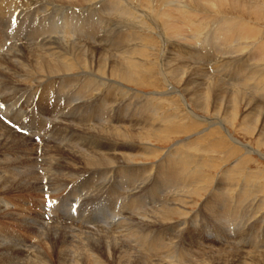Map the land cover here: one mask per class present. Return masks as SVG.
I'll list each match as a JSON object with an SVG mask.
<instances>
[{"label": "bare ground", "instance_id": "6f19581e", "mask_svg": "<svg viewBox=\"0 0 264 264\" xmlns=\"http://www.w3.org/2000/svg\"><path fill=\"white\" fill-rule=\"evenodd\" d=\"M17 1L18 0H2L3 3L0 4V76L3 78V79L0 78V116L5 121V122H3V125H0V216L3 214V211L8 207V205H10V203L7 202L8 201L7 197L9 194L14 193L13 192L15 190L14 188H16L15 192H18V191L27 192L29 190L34 191V189H36V190L39 189V192H41V190L48 188L49 190H51V192L56 193L57 188L61 187V184H60V186L57 185L58 181L59 180L60 181H67V183L69 185L67 192L65 194L62 193L57 198L55 196L52 197V198L57 199L56 203L54 202L55 204L52 203V205L48 206L49 208H47L46 206H44V204H43L44 207L42 205H40L39 201L36 202V204H35L36 208L42 209V211L45 210V208H46V213L43 216H46L47 219H49L50 221H52V219L61 217V215H67V216L72 217V218H73V216H75V217L88 216V217L96 219L93 222L87 221L88 222L87 226H90V225L94 226L96 224H101V222L103 224V222L104 223L108 222L109 219L114 220V218L120 217L119 220L121 222L119 224L116 222L118 224L116 226V228L117 229L122 228L125 230V233L124 232L121 233L122 231H120L119 233L122 234V237L126 240V242H124V245L127 243L128 246H127V250L124 249V247H121V245L119 243L124 239H121V237H119V236H113V234L107 235L105 233H99L96 235L98 230L94 229V228H96L98 226H94L93 231H89L88 230L89 227H87V229H85L86 231H84L82 233L84 235H81V236L77 235L78 233L72 234L70 232L71 229H68L65 231L66 235L64 234L62 236H58V234H57L56 238L53 237L56 234L54 231V228L50 226L51 228H53L51 230H53L54 232L52 231L53 233H50L51 236L49 235L50 238H48V239H45V237H42L43 236L42 235L41 237L44 238L45 240L43 239L44 242H42V243L39 242V243H41L40 247H42L43 245L52 246V250H54L57 253V260H56L57 263L56 264H80L81 260L86 258V257H88L89 260L86 263L82 262L83 264H89V263L91 264L92 262L94 264H129V261L131 262V259H133V261H137V260H134V258H132L133 254H136L137 252L130 251L129 248L131 249V247H134V249H135V247H136L139 250V249L143 248V244L146 247H150L151 250H153V248L157 249L156 250L157 252L152 253L151 256L148 255L149 257L147 256L148 258H146V259H148V261L153 259V258L155 259V257L158 256V257H160V259H157L156 261L160 262V264H162V263H164V264H178L177 260L179 258H182V255L180 254V253H182V250L180 249L181 251L178 252V248H176V245H175L176 243L174 244V242H173L174 236H170L168 234V232H169L170 228L171 229L176 228L180 223H182V221L179 220L180 223H178V221H177L174 225H169L167 222L171 221V220H169V215H178L179 216L180 212H183L186 204L188 203V200L190 198H192V196H196L197 198H198V196H200L198 192H199V188H200V183L202 181L201 176L199 174V171H200L199 165H200L201 160L200 161L194 160L195 158L187 159L186 158L187 155L186 156L180 155L177 157H175V155H174V157H172V155L176 152L175 151L174 153L171 152V154L173 153L172 155L171 154L168 155V158L164 161V164H158V165H153V166L151 165L152 167L148 168V167H145L146 165L144 166L142 164L143 163L142 161H140V162H142V163H140V165L142 164V166H137L136 163H134V160L137 156L138 157H144L145 153H148V152L150 153L153 151V147H152L151 143L153 144L154 142H152V140H155L159 143H163V141H162L163 139L160 140V136L158 135L159 132L157 131L158 130L157 125L155 124L156 120H155L154 113L152 111L153 109L151 110L150 113H144L139 109L140 111H138L134 114L133 113L131 114V112L134 111V110H131L132 106H126V105H123L121 103H115V100L117 98V94H115L111 98V96L108 95V94H111V92L109 91L110 93H108L106 91L107 96H109L108 99L110 98V100L104 98L105 97L104 95L106 93L103 94V97L101 94L102 93L101 90L103 89L102 86H103L104 82H110V83L114 84L116 86V88H119V90L117 92H121L122 84H129V85H133L136 87L145 86L144 82L141 79H139L138 74L140 73V71L138 70V67L135 65L136 62L134 61L135 59H139L140 57L137 58L136 55H135L136 58L134 57V54H136L137 51L136 50L134 51V48L132 47V45L134 43L131 45V40H132L133 34L131 36V34L130 35L127 33L119 34L117 32L118 37L116 36L117 38H115L116 40H118L117 42L115 39H114V41L112 40L113 37H109L107 35L108 37L106 36V39L111 43L115 42L114 45L116 44V49L113 52L106 54L105 50H107V48L109 49L110 47H108L109 46L108 44L106 46L101 44L104 42V39H103L101 34L99 36L97 34L98 33L97 30L99 28L98 25H100V24L97 25L95 22H94V24L92 22H88V23H85L83 25L84 27H82L81 25H77V24L73 23V21L69 20L68 18L63 17L60 19L58 5L61 4V2H59V0H20V4L17 3ZM38 1H41L42 4L38 3ZM63 1H70V0H63ZM79 1L80 0H73V2H75L77 4H80ZM84 1L88 4H92L90 6H92V10H95V7H93V2H92L93 0H91V1L84 0ZM96 1H98V5H100V3H101L100 6H102V7L105 6V4H103V2H102L103 0L102 1L96 0ZM113 1L107 0V3H109L110 6L111 5L116 6L115 0H113ZM130 1L131 2H129V3H132V2L136 3V0H130ZM145 1L147 3H149L150 6L156 7L155 4L148 2V0H143V3H146ZM207 1L209 2L212 0H207ZM217 1L219 3L228 1L231 3L232 9H234L236 11H241V12L243 10H245L257 19L264 15V12L262 11L264 3L261 4L262 5L261 6L260 5L261 2H259V5H260L259 6L256 4L254 5L252 3L250 4L248 2V0H247L248 3L245 2L246 0L245 1L244 0L243 1H239V0H214V2H217ZM127 2H126V4L128 5ZM159 2L163 3L165 5L164 6L165 8H162L160 10L156 9L155 10L156 13L154 10H151V11H148L146 9H144V10L150 14H155V19H158V21L159 20L161 21V18H164L162 20H165V18H166L165 24L169 23V20H171L173 14H174L173 11L178 12V13H181V11L185 12V10L188 12L189 11L194 12V10H191L189 8L187 9L185 7L186 4L192 8L199 5L194 0H181V1H179V0H160ZM31 3L34 4V7H35V5H41L40 9H39V7H35L36 9L38 8L37 11L40 10L43 13V15H42L43 17L51 18L48 21L47 25H45V29L38 30L33 35H29V33L32 32L31 31L32 28H31L30 24L26 25L24 22L21 21V19H18L15 22L11 21V19H12L11 15L16 10H20L21 6L25 7ZM181 3H184V4L180 5ZM198 3L201 4L202 2H198ZM81 4H83V3H81ZM126 4H124V5H126ZM202 4L204 5V3H202ZM202 4H201V6H202ZM207 4H209V3H207ZM210 4H214V3H210ZM62 6H63V4H62ZM130 6H132V5L130 4ZM102 7H101V9H103ZM152 7H150V8H152ZM218 7H221V5L217 6V8ZM222 7H224V5ZM86 8H87V6H86ZM88 8H90V7H88ZM201 8L199 10H201ZM204 8H206V7H204ZM112 9L114 12H116L114 10L115 8H112ZM131 9H133V8H131ZM34 10H31V11H34ZM205 10L208 11V8ZM37 11H36V13L35 12H31V13L38 14ZM171 11H172V13H171ZM195 11H198V10H195ZM214 11H213V15L215 14ZM226 11H228V10H226ZM69 12H70V10H69ZM87 12H85V13H87ZM96 12L98 13V11H96ZM122 12L124 13L125 11H122ZM198 12H200V11H198ZM233 12H235V11H233ZM71 13H73V12H71ZM102 13L104 14V12H102ZM117 13H118V11H117ZM119 13L122 14L120 12V10H119ZM134 13L136 14L138 12L134 11ZM195 13H197V12H195ZM218 13H217V15H218ZM98 14L100 15L101 13L99 12ZM200 14L201 13H199L198 16L202 15V14L201 15ZM237 14L235 16L241 17ZM68 15H71V14L69 13ZM73 15H74V13H73ZM99 15H97V16H99ZM125 15H127V14H125ZM125 15L123 14L124 17H125ZM65 16H66V13H65ZM100 16H102V15H100ZM134 16H136V15H134ZM138 16L139 15H137V17ZM196 16H194V17H196ZM220 16H222V15H220ZM229 16H231V13ZM52 17H54V19H52ZM56 17L58 19L55 20ZM91 17H92V15H91ZM203 17H204V14L202 15V17H200V20ZM227 17H228V14H226V18H224V19H227ZM148 18H150V17H148ZM210 18H212V16ZM216 18H215V20L218 19V18L217 19ZM221 18L222 17H220L219 21H222ZM234 18L236 19V17H234ZM127 19L131 20L132 22L133 21L136 22L133 19H130V18H127ZM102 20H104V15L102 16ZM188 20H186L187 21L186 24H189ZM202 20H204V19H202ZM247 20H246V23H247ZM60 22L62 23L61 27H60ZM75 22H76V20H75ZM97 22H98V20H97ZM162 22L164 23V21H162ZM192 22H194V21H192ZM195 22H196V20H195ZM224 22L229 23V21L228 22L224 21ZM113 23H115V21ZM180 23L182 24L183 22H180ZM231 23H233V22H231ZM107 24L111 25V22L108 21ZM107 24H105V25H107ZM137 24H139V22ZM141 24H143V22ZM141 24H140V26H141ZM220 24H221V22L219 23V25ZM235 24H236V22H235ZM168 25H169V28L171 27L169 29V31H171L170 33L173 37V39L171 40V41H173L172 43H175L177 46L181 42L187 40V39L182 37L181 31L179 30V28L177 26H175L171 22ZM104 26H103V28H104ZM131 26L133 27L134 25L133 24L129 25V28H131ZM195 26H197V25H195ZM42 27H43V25H42ZM145 27H146V25H145ZM83 28L86 31H84ZM163 28L166 29L167 27L166 28L163 27ZM204 28L200 29L203 34H204V32H203ZM247 28H249V26ZM60 29L61 30L64 29V30L60 31ZM109 29L107 28V30H109ZM147 29H148V27H147ZM159 29H160V27H159ZM193 30H195V29H193ZM72 31H74L75 36L82 38L81 39L82 41H83V38L86 39L83 41V43H84L83 45H87L86 49H80L81 48L80 46L76 47V44H79V42L75 43L73 41L72 37H74V36H71ZM207 31H208V29H207ZM234 31L236 34L237 33L236 29ZM254 31H256V30H254ZM51 33H53L52 34L53 36H56L54 34H57L58 38L57 39L56 38L50 39L47 37L46 39L44 38V40L41 39V41H39L41 36H44L46 34H51ZM100 33H102V32H100ZM170 33H168V35ZM182 33H184V32H182ZM199 33L200 32H198V34ZM212 33L215 34V32H212ZM219 33H220V31H219ZM253 33H255V32H253ZM138 34H139V32H138ZM159 34H160V32H159ZM161 34H162V32H161ZM187 34H189V32ZM221 34H222V31H221ZM168 35L166 34L165 37H168ZM200 35H201V33H200ZM134 36H137L136 38H139L138 35H134ZM187 36L188 35H186V37ZM223 37H224L223 39L225 41H229V40H231V38L233 36L230 34V32L226 31L224 33ZM71 38H72V40H71ZM168 38L170 39L171 37H168ZM190 38L192 39V36ZM13 40L19 41V42L20 41H22V42L26 41L27 44L26 45L23 44L20 46H16V45L10 46V44H12V42H10V41H13ZM61 40L66 43L68 48L63 47L61 44L59 45ZM89 40H91V41H89ZM120 40H121V42H120ZM163 40H165L164 42H166V39L163 38ZM193 40H194V38H193ZM209 40H210V37H209ZM251 40H252V38L250 39V41ZM78 41H80V39H78ZM129 41H130V44H129ZM140 41H141V39L139 40V42ZM189 41H191V40H189ZM189 41H187V43ZM205 41H204V43H205ZM220 41H221V39L219 40V42ZM178 42H179V44H178ZM183 43H181V44H183ZM190 43L192 45V42H190ZM195 43L196 42H194V44ZM198 43H200V42H198ZM220 43L219 44L222 45V41ZM224 43H223V45H224ZM166 44H168V43H166ZM210 44H211V42H210ZM234 44L236 45V42H234ZM256 44H258V43H256ZM17 45H19V43ZM94 45L101 46V49H100L101 51L98 52V51H94L93 49H91L92 48L91 46H94ZM173 45L174 44H171V46H173ZM217 45H215V43H214V46H217ZM255 46L256 45H254L252 47L255 48ZM131 47H132V49H131ZM180 47H181V45H180ZM249 47H250V45H249ZM257 47H259V49H256ZM166 48H168V47H166ZM213 48L217 49L216 47H213ZM256 48L255 49L258 51L257 55H259V57L260 56L262 57V55L264 56V43L261 46L257 45ZM170 49H172V48H170ZM219 49H220V47H219ZM59 50H60V52H59ZM140 50H141V48L139 49L138 52H140ZM178 50H179V48H178ZM237 50H241V49H237ZM160 51H161V48H160ZM219 51H217V53ZM1 52H3V53L1 54ZM72 52H74V53H72ZM181 52H183V51H181ZM250 52H251V50H250ZM254 52H256V51H254ZM146 53H147V51H146ZM174 53H176V52L174 51ZM217 53H216V55H217ZM144 54H145V52H144ZM163 54H165V53H163ZM172 54H173V52H172ZM188 54H190V52ZM219 54L222 55L221 53H219ZM220 55H219V57H220ZM144 57H146V56H144ZM176 57L177 58L173 57L174 59L172 58V60L170 59L171 60L170 62H167L165 64L161 63L159 66L160 67V73H158V74H160L162 77H164L168 73V75H170L171 79H173V81L177 85H180L181 81L179 78L181 77V74L183 71L182 66H183V63L185 61L183 60V58L179 59L178 56H176ZM255 57H256V55L255 56L252 55V60H254ZM68 58H71V59H68ZM141 58H143V57H141ZM143 59H145V58H143ZM182 60H183V62L181 63L180 61H182ZM260 61H262V59ZM190 64L192 65L193 62ZM197 64L198 63H194L195 66ZM201 64H202V62H201ZM191 65H190V67H191ZM76 66L81 68V70H85V71L93 70V71L98 72L102 75L101 76L99 75V77L96 76L97 78L95 80H97L99 78L97 81H91L92 79L88 78L89 80H87L85 82L86 86L82 85L83 82L78 81V85H75V86H77V88L76 89L73 88L76 92L71 95L70 94L71 92L69 91L68 88H70V86L73 87V85L76 83L73 82L74 84H72V82L69 81V79H70L69 78L70 77L69 71L70 70L72 71V69ZM195 66H194V68H195ZM188 70H189V68H188ZM201 70H202V68H201ZM201 70L198 69V71H201ZM214 72H216V71H214ZM201 73H202V71H201ZM248 73H249V69H248ZM200 77H202V75ZM74 78H77V77H74ZM110 78H113L116 80L112 81ZM84 79H87V77ZM189 79L191 80V78H189ZM197 79L192 80V81H188L184 84L186 86L185 92L188 93L189 96H191L190 100L197 107V109L202 111L203 109L206 108L205 102H206V99L208 97L207 92L209 91V94H210L211 89H213V88L209 87L210 86L209 85L207 88L203 89V92H201V90L197 87V86H200V84L197 82ZM202 80L200 79L201 83H202ZM93 82H95V83H93ZM206 84H207V82H206ZM168 86H170V85H168ZM214 87H217V85ZM62 89H65V90L68 89L66 92L61 94V95H65V93H66V98L64 99V101H65L64 105L67 104L66 105V107H67V106L72 105V103H73L75 106V111L78 112V114H80L79 115L80 118L78 116H76L77 118H75V121L82 122L84 120V122H85L88 120L89 124L88 125L84 124L86 126L80 125V132L82 134L87 135V136L84 135L85 140L81 141V139H80V141L78 142L79 138L78 139L71 138L69 141V144H68L70 146V149L67 153L64 154L65 157H63V154H60L58 156V159L55 160V163L53 162V164H51L52 163L51 157L56 156L57 153H55L54 151L43 152V150H42V152H40V150H38L36 148V146L34 145V143H36L34 141H38V145H39V143H43L46 139H49L47 136L48 131H46L45 125L49 121H50V123L56 121L54 114L59 119L62 117L63 113L58 110L60 107H62V105H60L58 103L59 99H58V95H57L58 90H62ZM131 91H132V89H131ZM219 91H220V93L224 94V90L220 89V90H217V92H216L217 96L219 95L218 94ZM235 91H237V93H233V94L231 93V96L226 100V103H227L226 107L225 108L222 107L224 110V114L227 115V116H225V115L224 116L227 117V119L229 116L231 118L230 114L233 113V112L229 113L228 110L231 111V109L234 108V107H232V105L236 104V106H239V104L241 103L240 101H242V100L245 103V107L247 109H249L251 107L249 109V111H252L251 109L253 108V106H251V99H249V97H248L249 95L245 96V97L243 96V98H242L241 92L239 90H235ZM161 93H164V92H161ZM167 93L169 94V92H167ZM69 94H70V96H69ZM88 94L91 97H95L97 100H102V101H99V103L92 104L94 107L91 106L89 103H86V102L84 103V101L88 98ZM80 95H83V96H80ZM36 96H37V98H36ZM166 96H168V95L166 94ZM42 98H45L46 101L42 102V100H41ZM223 98H224V96L220 94L219 98L216 97V102H221L223 100ZM60 99H61V97H60ZM137 99H139V98H137ZM187 100H188V98H187ZM47 101H48V103H47ZM117 102H118V100H117ZM229 102L232 103V105H230L231 108H229ZM41 103H46V108L50 109L49 114H46L43 112ZM187 104H188V102H187ZM187 104L185 103V105H187ZM144 106H146V105H144ZM157 106H155V107H157ZM206 106H208V105H206ZM152 107L153 106H151V108ZM219 107H221V105ZM38 108H40L41 110L36 112V110ZM192 108L194 109V107H192ZM215 108H216V106H215ZM146 109H148V108H146ZM158 109L159 108H157V111H158ZM234 109H237V108L235 107ZM234 109H232V110H234ZM157 111H154V112H157ZM161 115H163V114H161ZM209 118H211V117H209ZM220 118H221V116H220ZM94 119H95V124H94V122H92V121H94ZM90 120H91V122H90ZM159 120H160V118H159ZM166 120L168 121L169 119H165L164 121H166ZM189 120L191 121V118ZM161 121L162 120H160L159 122H161ZM163 123H165V122H163ZM100 124L102 126H99ZM160 124H158V125H160ZM194 124H195V121H194ZM209 124H211V123H209ZM209 124H207V125H209ZM213 124H215V122ZM213 124H211V125L214 126ZM196 125L197 124H195V126ZM68 127L70 128V126H68ZM216 127H218V126H216ZM200 128H202V126ZM220 128H222V127H220ZM187 129H191V130H189L191 132L193 130L192 128H187ZM67 130H69V129H67ZM78 130H79V126H78ZM165 130H167V128ZM156 131L158 134L155 133ZM211 132H213V131L211 130ZM165 133H167V132H165ZM171 133L173 134V131H171ZM171 133H170V135H171ZM213 133H215V132H213ZM55 135L56 134H54V136ZM79 135H81V134H79ZM212 135H214V134H212ZM261 137L264 140V129H263V132L261 134ZM166 138L167 137H165V139ZM18 139H21L24 142H29V147L24 142L19 141ZM165 139H164V141H165ZM167 139H169V138H167ZM86 140H88V142H86ZM178 144H180V143L178 142ZM191 144H192V142H191ZM194 144H196V146L199 145L197 143V141H195ZM185 145H187V144H185ZM188 145H190V144L188 143ZM43 147H44V145H43ZM179 148H183V147L178 146V148H176V149H179ZM231 148H230V150H231ZM185 149L186 148L182 149L183 150L182 153H184ZM46 150H48V149H46ZM235 150H236V148H235ZM235 150L234 151L231 150V152L232 151L235 152ZM154 151L156 152V150H154ZM158 151H160V150H158ZM180 151H181V149H180ZM187 152H188V150H187ZM176 153L178 154V152H176ZM165 154H167V153L165 152ZM233 154L231 156H233ZM149 155H151V153ZM161 155H162V153H161ZM156 157H157V155H156ZM59 158H62V159H59ZM147 158L148 157L146 156V159ZM156 160H158V159H156ZM151 161H150V163H151ZM145 162H148V161H145ZM158 162H161V161H158ZM202 162H204V161H202ZM38 164H41L42 168L37 169ZM56 167L63 168L65 170H62L63 171V173H62V171L55 169ZM44 168H47V169L45 170ZM203 168H204V166H203ZM200 169L202 170V167ZM67 170H70V171H67ZM229 172H231V171L229 170ZM231 173H233V172H231ZM258 174H259V171H258ZM229 177H231V176H229ZM229 177H226V181L229 179ZM45 178H50V179H48L49 184H47V183L44 184ZM204 179H205V177H204ZM231 179H233V178H231ZM221 180H223V179H221ZM223 181H225V180H223ZM45 182H47V181H45ZM155 182H157V183H155ZM233 182H234V179H233ZM202 183H203V181H202ZM225 183H227V182H225ZM261 183H263V180ZM148 184H149V187H146V185H148ZM190 184H193V185H190ZM222 184H220V185H222ZM229 184L230 183H228V185ZM228 185L226 184V186H227L226 188L229 190H231V187L234 186V185H232V183L230 186H228ZM237 185L239 186V184H237ZM214 186H216V185H214ZM217 186H219V185H217ZM240 186H242V185H240ZM244 187L246 188V186H244ZM252 187H250V189ZM226 188L224 190H220V189L216 190L215 194L212 195L213 199H215L214 201H215L216 205H219V203L221 202L220 201L221 196L223 195V191L227 190ZM242 188H241V190H242ZM235 189H236V187H235ZM241 190H240V193L242 192ZM245 190L247 191L249 189H245ZM227 192H230V191H227ZM243 192H245V191H243ZM252 192L255 193V191L253 189H252ZM240 193H239V195H240ZM14 194H16V193H14ZM236 194L237 193H235V195ZM206 195H207V193H206ZM239 195H238V197H242ZM242 195H243V193H242ZM227 196H230V194ZM230 198H232V197H230ZM252 198H254V196ZM238 201H239V199H238ZM241 201H239L240 206H242L241 204H243ZM167 203H171V204H167ZM221 203H223V202H221ZM149 204H152L153 206H149ZM253 204H254V202H253ZM155 205H159L160 209L155 211L156 213H153L154 209L152 207H156ZM195 205L196 204H194V206ZM75 206H78V210L71 213V211H74ZM243 206H244V204H243ZM246 206H248V205H246ZM146 207H148V208H146ZM213 208L214 207H212V205H209V207H206V210H208L210 216L211 215L213 216V214H215L217 212L219 214L224 213L223 212L224 210L222 209L223 207H221V208L217 207L215 210H213ZM52 209H54V211ZM140 209H145V210L147 209L149 211V214H148L149 216H150V213L152 212L153 216L151 215L152 217H150L152 221L146 220L145 219L146 212H144L145 210H141L139 213ZM15 214H16V212H15ZM56 214L58 216H56ZM36 215L38 216V218H35ZM36 215L34 217L23 216V219L28 218L30 221V225H36L37 228H39L42 224L40 222V219H42V213H40V211H39ZM17 216H18V214H17ZM92 216H94V217H92ZM130 216H134L138 219V221L135 223L134 227L133 226L129 227L130 224L127 223L128 217H130ZM184 216H186V215H184ZM195 216H197V215H195ZM96 217H98V218H96ZM2 218H4V216ZM2 218L0 217V219H2ZM136 218H134V219H136ZM179 218H180V216H179ZM132 219H133V217H132ZM188 219H189V217H188ZM167 220H169V221H167ZM172 221H174V220H172ZM78 222H80V221H78ZM83 222H85V221H83V219H82V223ZM129 222H131V221H129ZM191 222H194V221H191ZM248 222H250V221L248 220ZM116 223H115V225H116ZM234 223H231V224L233 225ZM221 224H222V222H221ZM221 224H220V226H221ZM193 225H195V224H193ZM54 226H56V225H54ZM226 227H228L227 224H226ZM48 228L49 227L47 226V229ZM183 228L184 227H182V229ZM251 228H252V226H251ZM44 229H43V231H44ZM179 229H181V228H179ZM226 229H228V228H226ZM49 230L50 229H48V231ZM48 231H44V232L46 233ZM45 233H44V235H45ZM149 233L151 235L148 236ZM116 234H117V231L115 230L114 235H116ZM181 234H183V233H181ZM147 236H148V240H146ZM2 238L3 237L1 236V238H0V240H1L0 241V255H1L0 264H26L25 261L23 259H21L22 256H19V254L20 253H22V254L26 253L27 254L26 258H28L29 254H32V256H33L34 253L39 249V246L36 248V247H33L31 244L29 246H25L23 242H20L22 240L21 239L19 240L18 237H17V239L15 238L16 240H13V242H10V241L6 242L5 238H4L5 241H3ZM220 238H222V237H220ZM65 239H69V240H65ZM98 239H101L100 243H99ZM145 240H146V242H145ZM224 240H225V238H224ZM66 242H72V243H70L69 245H65ZM262 243H264V242H262ZM58 244H59V246H58ZM207 244H209V243H207ZM56 246H57V248L59 247L58 250H55ZM263 246L264 245L262 244L258 250L263 248ZM200 247H199V249H200ZM14 248H16L17 250H15ZM223 248H224V246H223ZM134 249L132 248V250H134ZM14 250L16 251V253L14 252ZM140 251L143 252V249ZM183 251H185V250H183ZM186 251H187V249H186ZM203 251H205V250H203ZM213 251H215V250L213 249ZM221 251H223V250H221ZM263 251H264V248H263ZM195 253H197V251L196 252H190L189 251L186 254L184 253V256H183L184 262H186L188 264H194V262L197 260L196 259L193 262V259H192L193 255ZM199 253H202V252H199ZM211 256H212V254H211ZM255 256H257V254ZM260 256H262V255H260ZM263 256H264V254H263ZM138 258H139V256H138ZM174 258H178V259H174ZM50 259H51V255H49V258L44 263H42V262L33 263V262H31L30 259H28L29 263H27V264H49V263H51L49 261ZM200 259H201V257H200ZM209 259H208V262H209ZM225 259H226V257H225ZM142 260L144 261V259H142ZM211 260H212V258H211ZM138 261H140V260H138ZM251 261H253V260H251ZM204 262H205V260H204ZM255 262H257V261H255ZM132 263H134V262H132ZM186 263H184V264H186ZM243 263H245V262L243 261ZM141 264H159V263H149V262L145 263V262H143ZM253 264H254V262H253Z\"/></svg>", "mask_w": 264, "mask_h": 264}, {"label": "rangeland", "instance_id": "374dc122", "mask_svg": "<svg viewBox=\"0 0 264 264\" xmlns=\"http://www.w3.org/2000/svg\"><path fill=\"white\" fill-rule=\"evenodd\" d=\"M89 1H91V0H89ZM99 1H102V0H99ZM127 1L128 0H123V1L122 0H115L116 6L111 5L112 6L111 7L110 4L107 3V0H103L102 2H103V4H105V6L102 7V6H100L101 3H100V5H98V1L93 0L92 2H93V7H95V10H92V6H90L92 4H88L84 0H80L79 1L80 4H77V3L73 2V0H70V1L59 0V2H61V4L58 5L59 14H60L59 16H60V19L63 18V17L68 18L69 20L73 21V23H75L77 25H81L82 27H84L83 25L85 23H88V22H92L93 24L95 22L97 25L100 24V25H98L99 28L97 30V32H98L97 34H98V36L101 34L103 39H104V42H105V43L103 42L101 44H103L105 46L108 44L109 45L108 47H110L109 49L107 48V50H105L106 54H109V53L113 52L116 49V44L114 45L115 42L111 43V42H109L106 39L107 35L109 37H113L112 40L114 41V39L118 37V33L119 34L127 33L129 35L131 34V36L133 34V36H132V40L133 41L131 40V45L134 43L132 45V47L134 48V51L135 50L137 51L136 54H134V57L135 58H136V56H137V58L140 57L139 59H135L134 61L136 62L135 65L138 67V70L140 71V73L138 74L139 79H141L144 82L145 86L136 87V86L129 85V84H122L121 88L123 90L121 89V92H117L119 90V88H116V86L114 84H112L110 82H104L103 86H102L103 89L101 90L102 91L101 94H102V97H103V94L106 93L104 95L105 99H108L109 96H111V98H112L115 94H117V98L115 100V103H121V104L126 105V106H132L131 110H134V111H132L131 114L132 113L134 114V113H136V112H138L140 110L142 112H144V113H150L151 110L153 109L152 111L154 113L155 120H156L155 124L157 125V129H158L157 131L159 132V134L157 133V131L155 133L160 136V140L163 139L162 140L163 143H159V142H157L155 140H152V142H154V143L153 144L151 143V145L153 147V151L150 152L151 155H149L150 153L148 152V153L144 154V157H138L137 156L135 158L136 161L134 160V163H136L137 166H142V164L144 166L146 165L145 167H148V168L152 167L153 165L164 164V161L168 158V155L171 154V152L174 153L175 151L178 152V154L176 152L174 154L172 153L173 154V155L171 154L172 157H174V155H175V157L180 156V155H185V156L187 155L188 156V157L186 156L187 159L195 158L194 160H199V161L201 160L200 161V165H199V170H200L199 174L201 176V179H202L203 183H202V181H201L202 184L200 183V188H199V192H198L199 195H200V196H198L199 199L196 196H192V198H190L188 200V203L186 204L183 212H180V215H179L180 218H179L178 215H169V220H171V221L167 220V221H169V222H167L169 225H174L177 221H178V223H180V221H182V223H180L176 228H173V229L170 228L169 232H168V234L170 236H174V241L173 242H174V244L176 243L175 245H176V248H178V252L182 250V253H180L182 255V258H179V259L178 258H174V259H178L177 260L178 264H184V263H186V262H184V259H183L184 253L186 254L189 251L190 252H196L197 251V253H195L193 255V257L195 256L196 258L192 257L193 262L197 259L194 262V264L195 263L196 264H253V262H254V264H264V259H263L264 258V256H263V254H264V251H263L264 246H263V248L258 250L259 247L262 244L264 245V243H262V242H264V140L261 137V134H262L263 129H264V125H263L264 124V120H263L264 119V60H263L264 58L263 57L264 56L262 55V57L261 56L259 57V55H257L258 51L256 50V49H259V47L256 48L257 45L261 46L264 43V15L262 17H260L261 19L260 18L257 19V18H255L254 16H252L251 14H249L245 10H243L244 12L243 11L242 12L241 11H236V10L232 9L231 3L228 2V1H227L228 3L227 2L219 3L218 1H217L218 2L217 3V2H214V0L209 1V2L207 0H194V1L197 2V4H199L198 6H195L194 8L189 7L187 4L185 6L187 9L189 8L191 10H194V12L193 11H189L188 12V11L185 10V12L181 11V13H178V12L173 11L174 14H173L171 20H169V23L171 22V23H173L175 26H177L179 28V30L181 31L182 37L187 39L186 41H183L184 43L181 42L184 45L181 44V43L179 44V42H180L179 41L178 42L179 45L176 46V44L172 43L173 41H171L173 39V37H172V35L170 33L171 31H169V29L171 27L169 28V25H168L169 23H166L168 26L165 24L166 18H165V20H162L164 18H161V21L160 20L158 21V19H155V14H150V13H148V12H146L144 10V9H146L148 11H151V10L155 11L156 9L160 10L162 8H165L164 7L165 5L163 3L159 2L160 0H148V2H150L152 4H155L156 7L150 6V4L147 3L146 1H145L146 3H143V0H136V3H134V2L129 3V2H131L130 0L128 2ZM179 1H181V0H179ZM239 1H243V0H239ZM126 2L128 3L129 6L126 4ZM198 2H202V3H204V5L201 3L202 4V6H201V4L198 3ZM245 2L246 3L249 2L250 4L252 3L254 5L255 4L259 5V2H261L260 3V5H261V4L264 3V0H252V1L248 0V2L246 0ZM2 3H3L2 0H0V4H2ZM17 3L20 4V0H18ZM38 3L42 4L41 1H38ZM81 3H83V4H81ZM207 3H209V4H207ZM210 3H214V4H210ZM31 4H29V5L25 6V7L21 6L20 10H16L11 15V18H12L11 21L12 22H15L18 19H21V21L24 22L26 25L27 24L31 25V28H32L31 31L32 32L29 33V35L35 34L38 30L45 29V25H47L48 21L51 19V18L43 17L42 16L43 13L40 10L37 11L38 8L36 9L35 7H39V9H40L41 5H35V7H34V4H32V5ZM62 4H63V6H62ZM124 4H126V5H124ZM130 4L132 6H130ZM183 4L184 3H181L180 5H183ZM220 5H221V7L217 8V6H220ZM223 5H224V7H222ZM86 6H87V8L88 7H90V8L87 9ZM149 6L152 7V8H150ZM101 7L103 9H101ZM204 7H206V8H204ZM112 8H115L114 10L116 12H114ZM131 8H133V9H131ZM200 8H201V10H199ZM207 8H208V11L205 10ZM68 9L70 10V12H69ZM31 10H34V11H31ZM119 10H120V12L122 14L119 13ZM121 10L125 11V12L123 13ZM133 10L135 12H138V13L135 14ZM195 10H198L200 12L195 11ZM226 10H228L229 12L226 11ZM36 11H37L38 14L31 13V12H35L36 13ZM96 11H98V13L100 12L101 13L100 15H102V16L104 15V20H102V16H100ZM117 11H118V13H117ZM213 11L215 13L214 14L215 16L213 15ZM233 11H235V12H233ZM262 11L264 12V4H263V10ZM71 12H73L75 16ZM85 12H87L88 14L85 13ZM102 12H104V14ZM195 12H197V13H195ZM65 13H66V16H65ZM69 13L71 15H68ZM155 13H156V11H155ZM171 13H172V11H171ZM199 13H201L202 15L204 14V17L202 18L204 20H202V19L200 20V17H202V15L200 14L201 16H198ZM217 13H218L219 16L217 15ZM230 13H231V16H229ZM90 14L92 15V17H91ZM123 14L124 15L127 14V15H125V17H124ZM226 14H228V17H227V19H224V18H226ZM236 14L241 16V17L235 16ZM97 15H99L100 17L97 16ZM134 15H136V16H134ZM137 15H139V16L137 17ZM220 15H222V16H220ZM194 16H196V17H194ZM211 16H212V18H210ZM233 16L236 17V19ZM148 17H150V18H148ZM220 17H222L221 18L222 21H219ZM127 18L133 19L136 22H134V21L132 22L131 20H129ZM215 18L217 20H215ZM52 19H54V17H52ZM56 19H58V18L56 17L55 20ZM74 19L76 20V22H75ZM97 20H98L99 23L97 22ZM186 20L189 21V24H186V22H187ZM195 20H196V22H195ZM246 20H247V23H246ZM108 21L111 22V25H109L110 23L107 24ZM114 21H115V23H113ZM162 21H164V23ZM192 21H194V22H192ZM224 21H227V22L229 21V23H225ZM138 22H139V24H137ZM142 22H143V24H141ZM180 22H183V23L181 24ZM220 22H221L222 25L221 24L219 25ZM231 22H233V23H231ZM235 22H236V24H235ZM105 24H107V25H105ZM132 24L134 25L133 26L134 28L132 26H131V28H129V25H132ZM140 24H141V26H140ZM42 25H43V27H42ZM61 25H62V23L60 22V27H61ZM145 25H146V27H145ZM195 25H197L198 27L195 26ZM103 26H104V28H103ZM248 26H249V28H247ZM147 27H148L149 30L147 29ZM159 27H160V29H159ZM163 27H165V28L167 27L168 29L167 28L164 29ZM107 28L108 29L110 28V29L107 30ZM202 28H204L203 29L204 30L203 31L204 34L200 30ZM193 29H195V30H193ZM207 29H208V31H207ZM235 29H236V32H237L236 34H235V31H234ZM62 30H64V29H62ZM62 30L60 29V31H62ZM254 30H256V31H254ZM84 31H86V30L84 29ZM99 31L102 32V33H100ZM197 31L200 32L202 36L200 35V33L198 34ZM219 31H220V33H219ZM221 31H222V34H221ZM226 31L230 32V34L233 36L231 38V40H229V41H225L223 39L224 38L223 35H224V33ZM138 32H139V34H138ZM159 32H160V34H159ZM161 32H162V34H161ZM182 32H184V33H182ZM188 32H189L190 35L187 34ZM212 32H215V34L212 33ZM253 32H255V33H253ZM165 33L167 35H168V33H170L169 34L170 36L168 35V37H171V38L169 39L168 37H165L166 36ZM52 34L53 33L41 36L39 41H41V39L44 40V38L46 39L47 37L50 38V39H55V38L57 39L58 38L57 34H54L56 36H53ZM71 34H72L71 36H74V37H72L73 41L75 43L79 42V44H76V47L80 46L81 47L80 49H86L87 48V45H83L84 44L83 41L86 40L85 38H83V41H82L81 40L82 38L75 36L74 31H72ZM134 35H138L139 38H136L137 36H134ZM186 35H188L187 36L188 38L186 37ZM191 36H192V39L190 38ZM209 37H210L211 41L209 40ZM72 38H71V40H72ZM163 38L166 39V42H164L165 40H163ZM193 38H194V40H193ZM219 38L222 41V45H220L221 41L219 42V40H220ZM251 38H252V40L250 41ZM78 39H80V41H78ZM140 39H141V41L139 42ZM189 40H191V41H189ZM203 40L204 41L206 40L205 43H204ZM89 41H91V40H89ZM117 41L118 40H116V42ZM187 41H189V42L187 43ZM10 42H12V44H10V46L11 45L20 46V45H23V44L24 45L27 44L26 41H23L24 43L22 41L19 42V41H15V40L10 41ZM120 42H121V40H120ZM190 42H192V45H191ZM194 42H196V43L194 44ZM198 42H200V43H198ZM210 42H211V44H210ZM213 42L215 43V45H217V44L218 45L214 46ZM234 42H236V45L234 44ZM18 43H19V45H17ZM166 43H168V44H166ZM223 43H224V45H223ZM256 43H258V44H256ZM60 44L63 47H67L66 43L63 42L62 40L60 41L59 45ZM129 44H130V41H129ZM171 44H174V45L171 46ZM248 44L250 45V47H249ZM180 45H181V47H180ZM254 45H256L255 46L256 49L254 47H252ZM94 46H91L92 47L91 49H93L94 51H98V52L101 51L100 50L101 46H96V45H94ZM196 46L197 47L199 46V47L197 48ZM132 47H131V49H132ZM159 47L161 48V51H160ZM166 47H168V48H166ZM213 47H216L217 49H215ZM219 47H220V49H219ZM140 48H141V50H140V52H138ZM170 48H172V49H170ZM178 48H179V50H178ZM236 48L237 49H241V50H237ZM252 49L253 50L255 49L254 51H256V52H254ZM173 50L176 53H174ZM250 50H251V52H250ZM146 51H147V53H146ZM181 51H183L184 53L181 52ZM217 51H219V52L217 53ZM59 52H60V50H59ZM144 52H145V54H144ZM172 52H173V54H172ZM189 52H190V54H188ZM2 53L3 52H1V54ZM72 53H74V52H72ZM163 53H165V54H163ZM216 53H217V55H216ZM219 53H221L222 55H220ZM219 55H220V57H219ZM252 55L253 56L256 55L254 60H252ZM144 56H146V57H144ZM176 56H178L179 59L183 58V60L186 62V63L184 62L185 64L183 63V66H182V70L183 71H182L181 77L179 78L180 81H181L180 85H177L173 81V79H171V77H170V75H168V73L164 77H162L160 74H158V73H160V67H159L160 64L161 63L165 64L167 62H170L173 57L177 58ZM141 57L145 58L146 60L141 58ZM260 58L262 59V61H260L261 60ZM68 59H71V58H68ZM183 60L180 61V62L182 63ZM192 62H193V64H192L193 66L190 64ZM201 62H202V64H201ZM194 63H198V64L195 66ZM189 64L191 65V67H190ZM194 66H195V68H194ZM188 68H189V70H188ZM201 68H202V70H201ZM198 69L201 70L203 74L201 73V71H198ZM248 69H249V73H248ZM214 71H216V72H214ZM69 73H70V75H69L70 77L69 76L68 77L71 79L70 80L68 78L69 81H71L72 84L76 83V84L73 85V87L70 86V88H68L69 91L71 92L70 93L71 95L76 92L74 89L77 88V86H75V85H78V81L83 82L82 85L86 86L85 82L87 80L92 79L91 81H97L99 78L97 80H95V79L97 77H99V75L100 76L102 75V74H100L98 72H95L93 70H90V71L81 70V68H79L77 66L74 67L72 69V71L70 70ZM201 75H202V77H200ZM74 77H77V78H74ZM86 77H87V79H84ZM0 78H2V77L0 76ZM189 78H191V80ZM110 79L112 81L116 80V79H113V78H110ZM195 79H197V82L200 84V86H197V85L196 86L201 90V92H203V89L207 88L209 85H210L209 87L213 88V89H211L210 94H209V91L207 92L208 97H207L205 103L208 106L205 105L206 108L203 109L202 111L197 109V107L190 100L191 96H189L188 93L185 92V87L186 86L184 84L186 82H188V81H192V80H195ZM200 79L201 80L203 79L202 83L200 82ZM206 82H207L208 85L206 84ZM93 83H95V82H93ZM168 85H170V86H168ZM216 85H217V87H214ZM130 88L132 89V91H131ZM68 89H66V90L65 89L58 90V92H57L58 99L60 101V102L58 101V103L60 105H62V107H63V108L60 107L58 110L63 113V115H62L63 118L61 117L59 119L54 114V117L56 118V121L52 122V123H50V121H49L45 125L46 131H48L47 136H48L49 139H46L45 141L43 140L44 142L43 143H39V145H38V141H34V142H36V143H34V145L36 146V148L38 150H40V152H42V150H43V152L54 151L55 153H57L56 156L51 157L52 158L51 159V162H52L51 164H53V162L55 163V160L58 159V156L60 154H63V157H65L64 154L67 153L69 151V149H70V146L68 144H69V141H70L71 138H73V139H78L79 138V140H78V142H79L80 139H81V141L85 140V136H87V135L82 134L80 132V125H82V126L84 124L88 125L89 121L88 120L85 121L86 123L84 122V120L82 122L75 121V118H77L76 116L79 117L80 114H78V112L75 111L74 104L72 103V105L67 106V107H66L67 104L64 105V102H65L64 99L66 98V93H65V95H61V94L66 92ZM220 89L224 90V94L220 93V91H219L218 92L219 95L217 96L216 92H217V90H220ZM235 90H239L241 92L242 98H243V96L245 97V96L249 95L248 97H249V99H251V106H253V108L251 109L252 111H249V109L251 107L249 109H247L245 107V103L243 102V100L240 101L241 103L239 104V106H236V104L232 105V103L229 102V108H231L230 105H232V107H234V108L236 107L237 109L232 108L234 110H232V109H231V111L228 110L229 113H231V112H233V113L230 114L231 118L229 116L228 119H227V117H225L227 115L224 114L223 108L226 107V104H227L226 100L231 96V93L232 94L233 93H237V91H235ZM106 91L108 93L111 92V94H108L109 96H107V92ZM161 92H164V93H161ZM167 92H169V94ZM70 94H69V96H70ZM166 94L168 96H166ZM220 94L223 95L224 98H223V100L221 102H216V97L219 98ZM80 96H83V95H80ZM89 96L90 95L88 94V98L84 101V103L85 102L89 103L91 106H93L92 104H94V103H99V101H102V100H97L95 97H91V96L89 97ZM60 97H61V99H60ZM36 98H37V96H36ZM137 98H139V99H137ZM187 98H188V100H187ZM41 100H42V102L46 101L45 98H42ZM108 100H110V98ZM117 100H118V102H117ZM187 102H188V104H187ZM47 103H48V101H47ZM185 103L188 106L185 105ZM41 105H42L43 112L46 113V114H49L50 113V109L46 108V103H41ZM144 105H146V106H144ZM218 105L219 106L221 105V107H219ZM151 106H153V107L151 108ZM155 106H157V107H155ZM215 106H216V108H215ZM192 107H194V109ZM146 108H148V109H146ZM157 108H159L158 111H157ZM39 110H41V109L38 108L36 110V112H38ZM154 111H157V112H154ZM161 114H163V115H161ZM220 116H221V118H220ZM189 117L191 118V121L189 120L190 119ZM209 117H211L214 121L211 118H209ZM159 118H160V120H162L165 123H163L162 121H161L162 123L159 122L160 121ZM164 118L165 119H169V120L168 121L166 120L167 121L166 122V121H164L165 120ZM194 121H195V124H197L196 126L194 124ZM3 122H5V121L0 116V125H3ZM90 122H91V120H90ZM92 122H94V124H95V119ZM214 122H215V124H213ZM209 123L213 124L214 126H212ZM158 124H160L161 126L158 125ZM207 124H209V125H207ZM86 125H84V126H86ZM200 125L202 126V128H200L201 127ZM68 126H70V128ZM78 126H79V130H78ZM99 126H102V125L100 124ZM216 126H218L219 128L216 127ZM220 127H222V128H220ZM166 128H167V130H165ZM187 128H192L193 129L192 132L189 131L191 129H187ZM67 129H69V130H67ZM211 130L213 132H215V133L211 132ZM171 131H173V134L171 133ZM165 132H167V133H165ZM170 133H171V135H170ZM54 134H56V135L54 136ZM79 134H81V135H79ZM212 134H214V135H212ZM165 137L169 138L170 140L167 139V138L165 139ZM164 139H165V141H164ZM18 140L24 142L21 139H18ZM195 141H197V143L200 146L199 145L196 146V144H194ZM86 142H88V140H86ZM178 142L180 144H178ZM191 142H192V144H191ZM24 143L29 147V142H24ZM188 143L190 145H188ZM185 144H187V145H185ZM43 145H44V147H43ZM178 146L179 147H183V148L176 149V148H178ZM184 148H186V149L184 150V153H182L183 152L182 149H184ZM230 148L233 151L236 148L235 152H233V151L231 152ZM46 149H48V150H46ZM180 149H181V151H180ZM154 150H156V152ZM158 150H160V151H158ZM187 150H188V152H187ZM165 152L167 154H165ZM161 153H162V155H161ZM232 154H233V156H231ZM156 155H157V157H156ZM146 156L148 157L147 159H146ZM59 159H62V158H59ZM156 159H158V160H156ZM140 161H142L143 163L140 162ZM145 161H148V162H145ZM150 161H151V163H150ZM158 161H161V162H158ZM202 161H204V162H202ZM140 163H142V164L140 165ZM203 166H204V168H203ZM201 167H202V170L200 169ZM39 168H42L41 164L37 165V169H39ZM44 169L46 170L47 168H44ZM55 169H57L59 171L65 170L63 168H58V167H56ZM229 170L231 172H233L234 174L229 172ZM67 171H70V170H67ZM258 171H259V174H258ZM62 173H63V171H62ZM228 175L231 176V177H229ZM204 177H205V179H204ZM226 177H229V179L227 181H226ZM231 178L234 179V182H233V179H231ZM48 179H50V178H45L44 179V184H46V183L49 184ZM221 179H223L225 181H223ZM262 180H263V183H261ZM45 181H47V182H45ZM220 181L221 182L223 181L222 182L223 184ZM225 182H227V183H225ZM155 183H157V182H155ZM228 183H230V184L228 185ZM231 183L234 186L231 187V190H229V189L226 188L227 187L226 184L228 186H230ZM60 184H61V187L57 188L56 193L51 192V190H49L48 188H46L44 190H41V192H39V189H37V190L34 189V191L29 190L27 192H25V191L24 192H22V191L21 192L20 191L15 192L16 188H14L15 190L13 192L16 193V194L11 193L7 197L8 201L7 200L6 201L9 202L10 205H8V207L3 211V214L0 216L1 218L4 216V218L0 219V230H1L0 231V238L2 236L3 237L2 238L3 241L6 240V242L7 241L13 242V240H16L17 237H18L19 240L20 239L22 240L20 242H23L25 246H29L30 244L33 247H36V248L39 246V249L34 253L33 256H32V254H29L28 258H26V256H27L26 253H24V254L20 253L19 254V256H22L21 259H23L26 264L29 263L28 259H30L31 262H33V263H37V262L44 263L49 258V255H51V259L49 260L51 263H49V264H56L57 263V261H56L57 260V253L54 250H52V246L43 245L42 247H40V244L42 242H44L45 239L50 238L49 237V235L51 236L50 233H53L54 231L56 233L54 236L52 235L54 238H56L57 234H58V236H62L64 234L66 235L65 231L68 230V229H71L70 232L72 234H77L78 233L77 235L81 236V235H84L82 233L84 231H86L85 229H87V227H89V229H88L89 231H93L94 229L98 230L96 235L99 234V233H105L107 235L108 234H110V235L113 234V236H119V237H121V239H124L122 237V234H120L119 232L122 231L121 233H123V232L125 233V230L122 229V228H120V229L116 228V226L121 222L119 220L120 217L114 218V220L113 219L112 220L109 219L108 222H106V223L103 222V224H102V222H101V224H96L94 226H98V227L94 228V226H92V225L87 226V224H88L87 221L93 222L96 219L88 217V216H82V217L73 216V218H72V217H69L67 215H61V217L52 219V221L47 219L46 216H43L46 213V208L43 211H42V209L36 208V206H35L36 202L39 201L40 205L43 206V204H44V206H46L47 208H49L48 206H51L52 203H54V202L56 203V201H57L56 198L59 195H61L62 193L65 194L67 192V190H68V187H69L67 181H60L59 180L57 185L60 186ZM220 184H222V185H220ZM237 184H239V186ZM190 185H193V184H190ZM214 185H216V186H214ZM217 185H219V186H217ZM240 185H242V186H240ZM244 186H246V188ZM146 187H149V184L146 185ZM235 187H236V189H235ZM250 187H252V188L250 189ZM225 188L227 190L223 191V195L221 196V199H220V201L223 202V203H221L219 201L220 202L219 205H216L215 201H214L215 199H213L212 195L215 194L216 190H219V189L220 190H224ZM241 188H242V190H241ZM245 189H249L250 191L249 190L246 191ZM252 189L255 191V193L252 192ZM240 190L242 191L241 193H240ZM227 191H230V192H227ZM243 191H245V192H243ZM206 193H207V195H206ZM235 193H237V194L235 195ZM239 193H240V195H239ZM242 193H243L244 196L242 195ZM229 194H230V196H227ZM238 195L242 196V197H238ZM53 196H55L56 198H52ZM253 196H254V198H252ZM230 197H232V198H230ZM238 199H239V201H241L243 199L241 202L244 204V206H243V204H241L242 206L239 205ZM252 201L254 202V204H253ZM167 204H171V203H167ZM194 204H196V205L194 206ZM245 204L248 205V206H246ZM209 205H212V207H214L213 210H215L217 207H219V208L223 207L222 209L224 210L223 211L224 213L219 214L217 212V213L213 214V216L212 215L210 216L208 210H206V207H209ZM149 206H153V205L149 204ZM155 206L156 207H152L154 209L153 213H156L155 211L160 209L159 205H155ZM146 208H148V207H146ZM52 210L54 211V209H52ZM76 210H78V206H75L74 207V211H71V213L75 212ZM141 210H145V209H140L139 213H140ZM39 211H40V213H42V219H40V222L42 224H41V226L39 228H37L36 225H30V221H29L28 218H24L23 219V216L34 217ZM15 212H16V214H15ZM144 212H146L145 219L146 220H151L150 217L153 216L152 212L150 213V216L148 215L149 211L147 209ZM17 214H18V216H17ZM184 215H186L187 217L184 216ZM195 215H197V216H195ZM56 216H58V215L56 214ZM92 217H94V216H92ZM132 217H133V219H132ZM188 217H189V219H188ZM35 218H38V216L36 215ZM96 218H98V217H96ZM134 218H136V217H134V216L128 217L127 223L130 224L129 227H132V226L134 227L135 223L138 221L137 218L136 219H134ZM82 219H83V221H85V222H83L84 224L82 223ZM172 220H174V221H172ZM248 220L250 222H248ZM78 221H80V222H78ZM129 221H131V222H129ZM191 221H194V222H191ZM221 222H222V224H221ZM115 223H116V225H115ZM231 223H234V224L232 225ZM193 224H195V225H193ZM220 224H221V226H220ZM226 224H227L228 227H226ZM54 225H56L57 227L54 226ZM47 226L49 227L48 229H50L49 231L47 229ZM50 226L54 228V231L51 230L53 228H51ZM251 226H252L253 229L251 228ZM182 227H184V228L182 229ZM179 228H181V229H179ZM226 228H228V229H226ZM43 229H44V231H48V232H46L47 234L43 231ZM115 230L117 231L116 235H114ZM44 233H45V235H44ZM181 233H183V234H181ZM149 235H151V234L149 233L148 236ZM41 236L45 237V239L42 238ZM148 236H147L146 240H148ZM220 237H222V238H220ZM4 238H5V240H4ZM224 238H225V240H224ZM65 240H69V239H65ZM146 240H145V242H146ZM98 241L100 243L101 239H98ZM39 242H41V243H39ZM124 242H126L125 239L122 240L119 244L121 245V247H124V249L127 250V246L128 245H127V243L124 245ZM70 243H72V242H66L65 245H69ZM207 243H209V244H207ZM58 246H59V244H58ZM223 246H224V248H223ZM199 247H200V249H199ZM58 248L56 246L55 250H58ZM132 248L134 249V247H131V249L129 248V250L137 252L136 253L137 255L133 254L132 258H134V260H137V261H133V259H131V262L129 261V264L130 263L131 264H139V263L141 264L143 262H145V263H147V262H149V263H159L160 264V262L156 261L157 259H160V257H158V256H156L155 259L153 258L155 261L153 259H151L149 261H148V259H146L149 256H151L152 253L157 252L156 248H153V250H151L150 247H146L144 244H143V248H142L143 252L140 251L142 249L138 250L135 247V249L132 250ZM14 249L17 250L16 248H14ZM186 249H187V251H186ZM213 249L215 251H213ZM15 250H14V252L16 253ZM183 250H185L186 252L183 251ZM203 250H205V251H203ZM221 250H223V251H221ZM198 251L202 252V253H199ZM196 254L197 255L198 254L199 255L203 254L204 256L203 255L202 256L201 255L197 256ZM211 254H212V256H211ZM256 254H257V256H255ZM223 255L226 257V259H225V257ZM260 255H262V256H260ZM138 256H139V258H138ZM200 257H201V259H200ZM0 258H1V255H0ZM211 258H212V260H211ZM142 259H144V261ZM208 259H209V262H208ZM88 260H89V258L86 257V258L81 260L80 264L86 263ZM138 260H140V261H138ZM204 260H205V262H204ZM242 260L245 263H243ZM251 260H253V261H251ZM255 261H257V262H255ZM132 262H134V263H132ZM91 264H94V263L92 262ZM162 264H164V263H162ZM186 264H188V263H186Z\"/></svg>", "mask_w": 264, "mask_h": 264}]
</instances>
